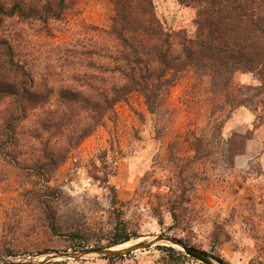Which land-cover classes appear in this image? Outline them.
Returning <instances> with one entry per match:
<instances>
[{"label": "rangeland", "instance_id": "374dc122", "mask_svg": "<svg viewBox=\"0 0 264 264\" xmlns=\"http://www.w3.org/2000/svg\"><path fill=\"white\" fill-rule=\"evenodd\" d=\"M153 3L166 31L193 35V8L174 0ZM112 14L108 0H70L63 19L50 22L49 35L35 22L15 19L6 20L2 33L12 41L16 60L32 67L36 81L45 79L56 92L70 85L78 91L106 90L116 77L87 66L91 60L109 64V49L116 42L91 28L108 31ZM233 83L257 84L241 72ZM220 103L207 77L187 71L164 93L158 114H150L143 98L131 94L60 166L49 163L90 123L92 109L54 96L45 109L30 113L16 130L15 147L0 152V262L41 252L108 248L105 237L123 224L129 245L164 235L228 264H264V119L260 124L256 113L240 108L218 120L221 130L206 139L204 129L211 112L219 117ZM62 114L71 118L60 131L42 134L41 140L49 142L42 149L32 136L41 122H59ZM246 133L243 153L226 164L223 142ZM199 137L207 150L196 154L191 143ZM40 185L49 189L40 192ZM42 202L48 204L46 212ZM177 202L181 222L175 227L170 209ZM47 215L53 216L55 228ZM76 233L80 239L72 237ZM161 247L167 246L110 257L117 258L113 261L89 257L42 264H202L178 249L185 259ZM7 251L13 254L7 257Z\"/></svg>", "mask_w": 264, "mask_h": 264}, {"label": "trees", "instance_id": "16d2710c", "mask_svg": "<svg viewBox=\"0 0 264 264\" xmlns=\"http://www.w3.org/2000/svg\"><path fill=\"white\" fill-rule=\"evenodd\" d=\"M70 0H0V152L15 147L18 126L35 110H43L54 96L62 100L81 101L92 109L90 123L80 129L77 137L69 138L64 148L57 149L56 161L49 163L60 166L69 158L72 148L79 145L99 127L104 118L114 112L118 103L125 102L136 93L143 98L147 111L156 115L160 111L164 93L171 88L182 73L193 71L195 75L209 79L211 91L220 96L217 105L219 117L211 112L203 136L220 131L222 123L231 113L246 108L256 113L262 124L264 116V0H174L178 4L195 10L194 33L185 31L168 32L155 13L154 0H108L113 8L108 31L92 27L96 33L112 37L116 45L109 49V64L102 66L93 60L87 68L108 73L116 77V83L106 90L89 87L78 91L72 85L56 92L48 83L36 81L34 69L16 60L14 46L8 36L2 33L6 20L18 23L35 22L41 32L49 35L50 22L61 21L69 9ZM96 49L93 50V54ZM71 55L73 51H69ZM91 53V54H92ZM251 74L256 85L236 86L234 74ZM38 75V74H37ZM90 91V92H89ZM65 104V103H64ZM56 112H53L55 114ZM71 115L62 114L55 123L43 121L34 136L42 149L49 148L43 142L42 134L50 129L60 131ZM219 120V121H218ZM41 130V133L39 131ZM245 135L233 134L223 142L222 157L226 164L243 153ZM201 137L191 143L198 154L206 152ZM54 160V157H51ZM50 158V160H52ZM98 180V177H95ZM43 183L45 177L40 178ZM46 184V183H45ZM47 191V185H40ZM48 193H55L49 190ZM46 194V193H45ZM42 194V197H45ZM50 197V196H48ZM173 203L170 213L174 226L181 219ZM45 212L47 203H43ZM46 219L53 225V216ZM79 234L72 235L80 239ZM104 238V237H103ZM107 247L129 242L131 236L123 224L116 226L106 236ZM82 246V243H77ZM102 245L96 248H102ZM178 258L185 257L170 247H161ZM11 251L5 256H11ZM4 256V255H3ZM117 258H110L113 261Z\"/></svg>", "mask_w": 264, "mask_h": 264}, {"label": "water", "instance_id": "95a60500", "mask_svg": "<svg viewBox=\"0 0 264 264\" xmlns=\"http://www.w3.org/2000/svg\"><path fill=\"white\" fill-rule=\"evenodd\" d=\"M126 242L121 245L108 247L98 250H81V251H49L41 252L30 255H25L21 257L8 258L0 262V264H42L56 259H83L89 257H99V258H110V257H119L126 256L129 253L144 250L153 245H165L172 249H178L184 253L185 256L191 258L192 260L198 261L202 264H228L224 261L216 259L209 253L202 251L200 249L194 248L187 245L186 243L174 238L164 235L155 236L151 239H143L135 244L129 245L128 247H122Z\"/></svg>", "mask_w": 264, "mask_h": 264}, {"label": "bare ground", "instance_id": "6f19581e", "mask_svg": "<svg viewBox=\"0 0 264 264\" xmlns=\"http://www.w3.org/2000/svg\"><path fill=\"white\" fill-rule=\"evenodd\" d=\"M129 244H125L124 246H120L119 248H122V247H128Z\"/></svg>", "mask_w": 264, "mask_h": 264}]
</instances>
